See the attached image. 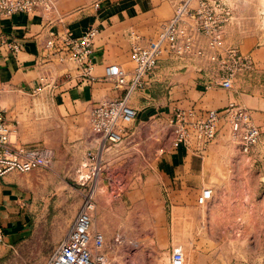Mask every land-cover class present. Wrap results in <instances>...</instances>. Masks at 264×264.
Listing matches in <instances>:
<instances>
[{"label":"rangeland","instance_id":"374dc122","mask_svg":"<svg viewBox=\"0 0 264 264\" xmlns=\"http://www.w3.org/2000/svg\"><path fill=\"white\" fill-rule=\"evenodd\" d=\"M118 1L53 0L52 8L40 13L55 18L91 3ZM224 1L225 9L231 13L225 45L237 46L254 60L253 69L238 73L233 88L228 90L236 107L247 111L250 121L260 129V140L245 153L239 137L232 134L229 118L222 116L218 137L207 148L206 156L196 146L190 148V166L182 172L184 179L175 182L167 176L166 164H162L165 156L175 150L170 122L158 117L140 126L136 121L132 123L125 143L109 145L99 154L102 177L109 178L111 185L102 183L98 193H93L96 209L107 216L109 231L115 236L121 233L122 237L120 242L115 241V236L105 238L106 264H171L173 248L179 246L183 247L188 264H264V0ZM157 36L156 32L153 39ZM190 62L204 66L202 73L209 81L223 73L220 65ZM131 63L129 69L117 65L132 71L135 65L132 60ZM179 64L167 56L161 60L165 75L169 67ZM228 64L232 66L231 62ZM7 93L1 101L6 116ZM35 98L26 96V143L51 147L50 135L46 140L40 139L45 135L38 134L39 123L48 133H54L56 120L28 111L39 108L40 102ZM252 111L256 112L254 116ZM56 135L51 134L53 138ZM87 153L88 149L75 151L82 164L78 169L87 161ZM75 170L72 173L76 174ZM83 172L88 173V167ZM204 189H212L213 198L201 205L198 197ZM86 194L52 193L56 199L67 196L60 221L63 225L75 217ZM175 194L180 196L179 205L174 204ZM32 216L35 226L27 242L14 248L0 243V264H45L49 259L58 244L51 245L53 239L44 236L40 224L50 223L56 215H39L36 209Z\"/></svg>","mask_w":264,"mask_h":264},{"label":"crops","instance_id":"0c3cea01","mask_svg":"<svg viewBox=\"0 0 264 264\" xmlns=\"http://www.w3.org/2000/svg\"><path fill=\"white\" fill-rule=\"evenodd\" d=\"M175 2L120 0L91 3L55 18H47L38 12L17 14L2 22L4 35L22 47L16 56L6 51L0 53V84L8 89L7 118L18 124V138L14 134L13 140L28 147L46 146L26 143V96L36 97L34 100L40 102L39 108L28 111H36L39 117L56 120L54 133H48L42 123H39L38 129V134L45 135L40 139L46 140L47 135L52 137L50 145L55 153L52 168L35 169L23 174L9 173L0 178V228L5 232L3 244L14 248L29 240L35 226L32 215L36 209L39 215H56L50 223L46 221L40 224L44 236L53 239L52 246L59 244L66 235L75 217L65 225L60 222L67 196L56 199L52 193H84L90 186L84 188L77 178L81 176L77 167L82 164L81 159L76 158L75 151L82 152L95 145L89 123L91 107L96 102L106 98L115 99L123 93L107 82L105 69L112 64L131 68L129 33L137 30L135 32L142 37V43H149L158 33L160 23L173 16ZM92 26L100 29L94 45L95 78L92 81L84 82L72 64L61 65L42 58L47 53L44 45L53 33L56 36L70 34L77 37ZM162 69L160 62L149 86L132 97V104L138 110V126L158 117L172 115L177 108L222 110L234 103L231 90L210 82L191 62L169 67L166 75ZM44 76L49 77L50 82L56 78L57 87H47L40 94L33 95L31 91ZM165 110L170 111L166 113ZM251 113L254 116L256 112ZM51 134L57 135L53 138ZM191 154L190 148L181 146L165 156L166 161L162 164H166L164 168L171 180L179 182L184 179L182 172L189 168ZM203 154L206 156L207 152ZM73 169H76V174L72 173ZM179 197L174 195L175 205H179ZM102 213L99 208L95 210L92 230L103 233L108 240L115 234L109 231L107 216ZM115 237L122 240L121 233H116Z\"/></svg>","mask_w":264,"mask_h":264},{"label":"built area","instance_id":"2783aa9c","mask_svg":"<svg viewBox=\"0 0 264 264\" xmlns=\"http://www.w3.org/2000/svg\"><path fill=\"white\" fill-rule=\"evenodd\" d=\"M225 4L224 0H178L173 16L160 23L155 39L143 44L140 34L135 31L129 33L130 57L135 67L132 71H126L120 65L112 64L105 69L104 78L123 93L115 99L106 98L96 102L90 109V131L95 145L89 146L87 161L79 171L80 184L90 186L84 192L87 194L68 232L45 264L107 263L105 236L92 231L96 210L93 193H98L102 183L111 185L109 178L102 177L104 169L99 154L109 145H120L129 139L130 125L138 116L132 97L149 86L164 56L183 63L200 60L210 65H220L222 75H217L210 82L225 89L233 88L238 73L253 69L251 55H244L237 46L225 45L226 25L231 14L225 9ZM52 5L53 0H0V53L6 51L16 56L22 49L18 42L4 35L3 21L17 14L31 15L48 11ZM99 34L100 29L95 26L77 37L70 34L56 36L53 33L44 45L47 53L42 58L61 65H75L83 81L90 82L95 78L93 54ZM196 68L199 72L204 71V66L200 64H196ZM48 79L47 76L41 77L39 85L31 93L37 95L47 87L56 88V78L51 82ZM7 92V87L0 84V178L9 173L23 174L35 169H51L55 160L51 147H28L13 140L17 126L8 121L1 104ZM222 116L229 118L232 134L239 137L241 149L249 153L258 144L261 131L250 121L249 113L237 108L234 103H230L224 111L189 108L177 109L172 115H165L174 132L173 148L196 146L198 152H205L218 137ZM84 167H88V173L83 172ZM212 198V189H204L198 202L205 205ZM4 241L5 232L0 228V243ZM115 241L120 242L121 238L117 237ZM171 264H188L183 247L173 248Z\"/></svg>","mask_w":264,"mask_h":264}]
</instances>
